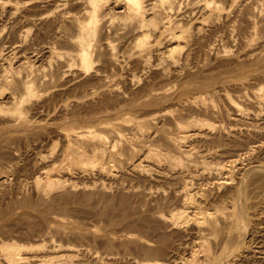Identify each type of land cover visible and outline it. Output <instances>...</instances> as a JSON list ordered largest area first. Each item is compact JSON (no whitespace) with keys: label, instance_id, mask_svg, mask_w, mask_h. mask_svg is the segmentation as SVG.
<instances>
[{"label":"rangeland","instance_id":"1","mask_svg":"<svg viewBox=\"0 0 264 264\" xmlns=\"http://www.w3.org/2000/svg\"><path fill=\"white\" fill-rule=\"evenodd\" d=\"M193 1L185 0L179 12L186 15L191 43L177 47L182 56L179 75L172 69L167 77L161 67L146 68L128 38L112 30L101 38L111 41L113 48L96 47L91 54L94 66L88 72L74 60L68 67L73 49L60 35L72 31L60 30L58 35L53 5L26 12L23 8L17 14L6 9L0 14V49H8L0 54V77L7 68L12 76L8 79L13 78L0 81V258L7 244L41 245L53 239L76 246L79 254H71L76 260L92 250L104 257L102 262L86 257L90 260L86 264H134L132 260L181 264L199 241V228L193 222L171 226L159 216L192 197L204 209L226 206L231 215L203 233L213 264H264V117L252 115L256 106L244 98L264 87V0L257 4L218 0L229 14L219 18L192 5ZM66 8L78 11L70 4ZM111 8V13L119 11L113 3ZM35 11L47 18L30 23ZM12 44L20 47L14 50L17 46ZM46 47H55L64 56L51 59ZM156 59L151 52V63ZM23 62L33 65L34 73H28ZM26 76L34 79L39 93L25 97L22 104ZM166 83L173 89L170 103L184 107L183 120L191 115L201 118L206 122L204 133L220 136L218 131L224 127L234 133L213 142L197 137L180 147L171 138L175 119L150 121L160 108L152 102L151 92ZM227 93L238 96L251 115H238L225 98ZM16 96L20 99L14 103ZM191 98L195 100L185 102ZM124 116L142 120L138 128L130 123L122 128L124 136L134 138L130 146L117 142V154L97 163L64 161L75 145L66 133L97 128ZM243 125L260 131H239ZM84 144L91 155L90 146ZM191 147L205 154H179ZM231 162L226 174L231 182L219 186L208 177L207 168ZM43 171L65 185L44 193L49 187L42 182ZM187 181L190 192L185 197Z\"/></svg>","mask_w":264,"mask_h":264},{"label":"bare ground","instance_id":"2","mask_svg":"<svg viewBox=\"0 0 264 264\" xmlns=\"http://www.w3.org/2000/svg\"><path fill=\"white\" fill-rule=\"evenodd\" d=\"M184 1L185 0H44L41 3L39 0H25L21 2L0 0V14H2L6 9H10L12 14H17L23 8H25L23 10L26 12L31 11L32 8H37L35 6L53 5L55 12L57 13L55 20L59 22L56 27L58 35L60 34V30L65 33L67 28H71L72 31V33L66 37L60 35L61 37H64L65 41L73 49V52L68 53V67L72 66L70 61L74 60V62L79 65L81 70L88 72L94 66L91 54L96 47L101 45L108 49L113 48L111 41L101 38L103 34L106 32L110 33L112 30L114 34L119 35L120 37L128 38V41L133 44L137 53L143 57L146 68L161 67L164 76L167 77L172 69H174V73L177 71L176 75H179V71L177 69L182 60V56L179 54L177 47L181 44L189 45L191 43L190 40L192 37V31L183 19L186 15L184 16V14L179 13L181 12ZM259 1L260 0H255L254 4H257ZM111 3H113L115 8H118L119 11L111 13ZM69 4L76 6L78 11L73 12L72 9H67L66 7ZM192 5H200L203 9L202 11H208L207 13L212 16V18H219L224 14L226 16L229 15L226 12V8L222 7V5L218 3V0H194ZM235 6H237V4ZM232 11H234V8ZM117 13L119 14L115 16L114 14ZM45 17L46 15H43V12L40 13L39 11H35L31 13L29 21L32 24H38L44 21ZM117 18H119L118 21ZM173 43H175V45H173ZM165 44L167 47L162 49ZM12 45L13 47L17 46L13 48L14 50L20 47L19 44H15V46L14 44ZM215 46H217V43ZM6 47L7 46H3L0 49V54H2L1 52H3V50L7 49ZM210 49H213V47L210 46ZM46 51L47 53L49 52L51 59L64 56V54L58 52L55 47H46ZM151 52L156 53L157 59L155 63H151ZM185 59L189 60V54L186 55ZM23 64L26 66L27 62H23ZM26 68L29 71H27L28 73H34L33 65L28 64V67L26 66ZM69 69H67V71ZM2 74L3 75L1 76L2 78L0 77V81L3 78L8 79L9 77H12L9 75L7 68L4 69ZM26 77L28 78V76ZM12 79H8L6 83L10 80L12 81ZM23 80V93L21 92L22 96L20 95L22 98H17V96L14 97V103L19 102V99L22 103V100L25 101V97L36 96L37 93H39L37 87L35 86L34 79L28 78L24 81ZM167 84L168 83H166L165 86L156 88L151 92L152 102L157 103L160 108L157 110L155 116L150 118V121L152 122L154 119H160L163 117H171L172 119H175V134L171 138L179 142L178 145L180 147L182 146V143L189 142L197 137H199V139H202L200 137H203L204 141L213 142L217 137H226L227 139V137L234 133L225 127L219 129L218 133L220 136H217V134L207 133L206 131V133H204L202 128L206 122L201 118L191 115L188 116L187 119L183 120L182 116L184 113V107L182 103H170L173 89L172 86H166ZM225 98L234 110H236V113L242 118H246L251 115L248 110L242 108V101L238 96L233 97L231 94L227 93ZM244 98L248 103H253L256 106L255 114L252 115L255 117H264V87H260L257 91H255L252 97L245 94ZM191 100L195 99H187L185 102L190 103ZM196 101L198 100L196 99ZM21 103L19 106H21ZM128 123L133 124L132 128H138L141 126L142 120L140 118L130 116L118 117L114 120L99 124L97 128L89 127L79 130L73 129L71 132L66 133V138L70 141V143L74 142L75 145H71L68 153L63 156L64 161L70 162L74 160L83 164L92 162L97 163L98 160L106 158L107 155L115 156L118 151L117 142L121 141L130 146L132 144V140L134 139L133 137L130 138L124 136L122 132V128H124V125ZM239 131L258 132L260 130L258 127L243 125L241 128L239 127ZM101 132H106L110 135L104 136ZM84 143L90 146L91 155L88 153L89 151L87 152L86 145ZM206 151L207 153H210L209 149ZM214 153L215 152H212V154ZM179 154L181 156H198L204 155L205 151L191 147L189 149H181ZM191 163L192 162H190V166L192 165ZM233 163L234 162H231L227 166L222 163H218L216 166L207 168L208 177H211L210 179L214 180L215 184H218L219 186L222 184L224 185V183H228V181L231 182L230 179H232V177L226 174L227 170H229V167H231ZM101 166L104 168V165ZM42 173L45 175V178L42 177L44 181H41L44 182V185L49 187V189H46L44 193H48L56 187H63L65 185H61V180L53 178V175L51 176L49 172L43 171ZM189 185L190 183L187 181L183 186L182 195L185 197L189 196ZM147 194H152V191L147 192ZM225 210L226 206H213L204 209L200 203L195 202L194 199L190 197L184 200L179 207H176L169 213L160 214L159 217L169 221L171 226H183L193 222L199 228L200 235L196 237L199 241L196 243L194 248L191 249L189 259L184 261L182 260L181 264L215 263V260L212 258L211 253L206 246V236L203 233L204 231L215 228L218 220L231 219V215ZM52 228L55 230L56 227L54 226ZM49 235H51V233ZM44 236L47 237L46 235ZM48 238L50 237L48 236ZM48 238H46V240H48ZM144 240L146 241V239ZM150 243L152 242L150 241ZM1 251L3 258H0V264L3 262H1V259H4V262L6 261L5 264H22L23 261H25L26 264H86L90 261L87 260L86 257L92 258V260L96 262H102L104 259V257H101L99 254H94V252L97 251L93 252L92 250V254L87 253L86 255L83 250V257L81 258L79 256L80 258L76 260L77 257L75 259L73 258L75 254H79V249L76 246L69 244L64 245L61 242H55L53 239L50 240L49 244L44 243L41 245H32V242H28L26 244H7ZM71 254H74V256L72 257ZM201 254L204 255L201 256ZM201 258H203V261H201ZM132 261L134 264H139V262L135 260ZM140 264L162 263L160 261H147L144 263L140 262Z\"/></svg>","mask_w":264,"mask_h":264}]
</instances>
